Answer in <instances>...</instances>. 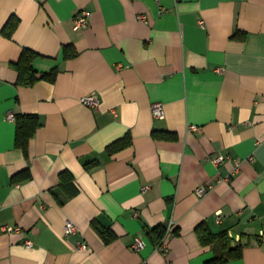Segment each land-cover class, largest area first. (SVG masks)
<instances>
[{"label":"crops","instance_id":"1","mask_svg":"<svg viewBox=\"0 0 264 264\" xmlns=\"http://www.w3.org/2000/svg\"><path fill=\"white\" fill-rule=\"evenodd\" d=\"M25 49L55 81L18 83ZM11 113L39 118L27 154ZM127 135L131 147L109 155ZM202 223L243 246L227 264H264V0H0V264H207ZM160 226L175 231L166 252L147 232Z\"/></svg>","mask_w":264,"mask_h":264},{"label":"trees","instance_id":"2","mask_svg":"<svg viewBox=\"0 0 264 264\" xmlns=\"http://www.w3.org/2000/svg\"><path fill=\"white\" fill-rule=\"evenodd\" d=\"M19 20L11 19L8 23L4 33L6 36L11 37L18 26ZM65 54L67 58L74 57V53L70 52V46L65 47ZM37 53L25 49L20 57L19 62L16 64V69L19 74V84L27 87L35 85L42 80L55 81L57 76V70L51 73H40L33 68V61L37 57ZM17 122V136L16 145L23 150L26 154L28 152V146L30 140L33 138L38 128L40 127L39 118L36 115H22L20 117L15 116ZM154 137H166L173 136L172 133L166 132H154ZM132 137L130 135L125 136L110 145L107 149L109 155H115L116 153L131 147ZM95 166V163L87 165L89 169ZM24 174H28L25 171L14 178V181H18ZM74 176L70 172H64L61 175L60 186L65 193L67 199H71L78 194V189L74 183ZM106 243H110L115 240V235L109 229H98ZM168 227L160 226L153 229H148V235L153 239L156 246L159 247L164 240ZM201 242L205 246H213L216 250L215 258L207 264H227L233 260L240 259L243 255V246L235 244L227 233H214L211 231L206 223H202L196 230ZM175 234V231H174Z\"/></svg>","mask_w":264,"mask_h":264},{"label":"built area","instance_id":"3","mask_svg":"<svg viewBox=\"0 0 264 264\" xmlns=\"http://www.w3.org/2000/svg\"><path fill=\"white\" fill-rule=\"evenodd\" d=\"M90 18H91V13L89 11H86V10H83L81 12H79L77 14V16L75 17V26L76 28L78 29H85L89 26V23H90ZM139 20L142 21V22H147L148 20V17L147 16H139ZM201 26L204 27V22L202 21L201 22ZM81 102L83 104H85L86 106L92 108V109H97L100 105V101L99 99L95 98V97H85L81 100ZM152 111H153V115L155 117V119H158V120H163L165 118V111H164V106L163 104L161 103H156L153 105L152 107ZM9 119L10 120H15V116L11 113L9 115ZM192 130H199L198 127H195V126H192L191 127ZM227 157H224L222 155L216 157L213 162L217 165L219 164H222L226 161ZM252 160V159H251ZM212 189V187H200L196 194L200 197V198H203L205 197L209 191ZM16 229L14 227H7L6 228V232L8 233H12L14 232ZM77 232V227L71 223V222H68L67 223V226H66V236H70L74 233ZM174 236V232H173V227H168V231L166 233V236L164 238V240L162 241V244L158 247V250L161 251V252H166L167 251V248H168V243L170 241V239ZM261 240L262 242L264 243V233H262L261 235ZM26 246L27 247H31L32 246V242L28 241L26 243ZM145 247V242L138 238L135 243L133 244V250L135 252H140L143 248ZM78 249L80 251H87L89 249V246L86 244V243H81L78 247Z\"/></svg>","mask_w":264,"mask_h":264}]
</instances>
